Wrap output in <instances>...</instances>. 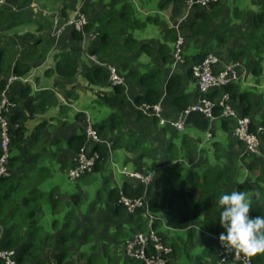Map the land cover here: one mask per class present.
Instances as JSON below:
<instances>
[{
	"label": "crops",
	"instance_id": "0c3cea01",
	"mask_svg": "<svg viewBox=\"0 0 264 264\" xmlns=\"http://www.w3.org/2000/svg\"><path fill=\"white\" fill-rule=\"evenodd\" d=\"M6 1L19 9L15 12L32 11L36 15L34 19L40 13L47 18H56L60 22L65 17L62 14L63 7L66 8L70 16H73L80 7L86 14L88 23L97 22L96 25L100 26L99 30L103 29V22L99 21L100 17L112 12V8L119 12L125 8V12L120 17H115L120 20L113 22L116 23L115 26L122 27V36L114 43L117 45L115 50H118L114 51L115 54L110 53L109 50L101 53L92 52V48L97 47L99 42L98 32H95L97 37L90 38L93 41L83 35L82 40L75 43L70 39V30L66 29L63 35L55 37L44 61L34 62L31 72L14 82L15 89L11 93L18 99L16 106H21L26 100L25 96L18 97L17 92L22 88H30L34 91L33 93H39L44 89H53L57 95L55 103L48 106L43 112L36 113L27 121L29 130L22 144L24 148L20 152L14 153L15 156H19L9 162L12 165L10 176L14 178V181H22L29 191L36 188L45 193V197L42 199L40 225L44 228V232L51 237H48L47 241L42 240L39 255L29 258V263L55 264L54 255L61 249H65V247H60L59 238H56L62 234L59 233V230L66 228V232L69 233H65L68 238L67 243H69L66 249L73 250L74 261L72 264H108V262L111 264H143L125 255V241L130 237L133 229L139 226V215L133 218V213L120 202L121 195H125L122 191H120L118 203L125 210L117 212L113 203L109 202L105 218L100 213L97 216L94 213L95 223L90 226L85 225V228L80 224L81 214L73 209H68V202L58 199L65 197L64 195L69 197L71 194L68 185L61 186L62 183H65L66 172L74 164L75 155L68 149L67 139L71 135H78L84 131V128L86 133L88 125L91 124L102 134L101 137L99 135L102 140L98 144L104 147L110 142V139L113 142L111 154L107 153L111 164H106V161L104 163L108 175L111 176V187L120 188L126 181L134 183L133 178L125 176L124 169L130 171L151 169L155 170V175L148 187L135 181L145 186L146 198L151 193L154 197L165 193L169 194L174 189L181 187L183 179H187L185 185L194 190L196 199L203 202L201 213L192 225L195 228L194 231L190 228L175 229L166 220L156 223L157 231L172 249L167 264H184L186 262L187 264H210L216 260L219 249L218 241L214 236L223 232L222 230L219 233H213V230L218 228V224H214L213 220L219 219L221 211V206L217 203L218 198L222 193H230L234 190L244 191L252 208L261 207L264 211V156L257 153H246L244 144L233 137L237 120L235 117L223 115V107L219 104L222 97L229 93L225 92L215 100L217 101L216 109H219L220 112L219 114L215 113L213 121L208 120L209 126L206 130H201L189 123V114L184 119L186 128L179 131L170 121L178 120L187 108L181 110L174 106L170 101L172 98L166 95L165 87L169 76L180 74L183 76L182 90L189 98L188 107L199 99L197 83L188 70L194 64V60H192L194 52L206 44L207 53H216L223 63L235 60L243 62L242 72L244 71L245 74L241 76L240 81L233 84L238 89V96L231 99L229 95V104L238 116L249 117L256 128L264 127V19L258 18V13L264 9V0H257L254 6L258 10L257 12L256 10L246 12L243 9L248 7L238 8L232 0L219 3L217 8L222 6V9L218 16L211 21L207 32L213 31L220 40L208 38V33L207 36L203 35L196 39L187 36L197 8L188 11L184 0H30L27 4L22 2V5L12 0ZM37 3L41 5L38 12L34 8ZM246 3L247 0H244L242 4ZM59 7H62V10ZM238 11L239 13L236 14L235 12ZM127 12L132 13L127 14ZM232 13L234 16L231 15ZM240 17H243L241 22ZM16 20L17 18L14 17L7 24H12ZM19 20H21L18 25L19 30L22 26L25 29H27L26 26L28 29H32L35 25L29 26L30 23L23 22L26 20L18 19L17 21ZM255 21L261 24L254 25ZM214 23L216 24L212 26ZM136 30H144L141 37L134 35ZM181 32H185L186 39L190 38L195 42L198 40V43L187 45L188 49L185 52L190 50L191 55L187 56L186 53V55H182L181 60L175 61V43L182 37ZM34 33L40 36V32L34 31ZM128 33H132L139 44L148 45L152 49L153 55L141 50L140 46L134 51L123 49ZM10 36L17 42L20 49H25L26 44L31 42L32 36L36 35ZM205 36L206 41L199 42V39H203ZM20 42L22 43L20 44ZM163 43H167L170 47V51L165 54L159 51L160 45ZM72 45L78 47L79 73L74 77L63 78L46 72L55 63V50ZM125 46L133 48L135 44L127 43ZM121 52L128 58L127 60L116 58L115 55H119ZM92 54L96 55L100 61L114 65L117 70L125 73L127 70L123 63L129 65V68L134 67L144 73L149 68L166 65L167 63L161 58L167 57L169 66L167 65L168 67L165 68V76L161 82L162 95L159 99L162 104V116L167 119V125H162L159 117L145 115L133 106L135 104L130 99L135 102V98L143 92L144 88L126 76L124 77L126 98L124 101H119L116 98L117 94L111 92L109 86L104 85L97 88V86L88 83L84 76L85 70L98 64L90 60ZM110 60H116L118 63L110 62ZM25 78H28L29 82H24ZM99 89L104 91V94ZM81 90H87L91 96L98 98V100H91L97 106V114H91L85 104L79 102L81 98L82 100L86 99L84 94L81 96ZM11 93L10 95L8 93L9 98ZM106 94L112 95L115 101L113 103L101 102L100 99ZM241 94L249 95L243 99L245 98L244 101L249 100L252 106L251 112L246 116L242 115ZM87 99L90 101L88 96ZM78 113H82V115H78ZM113 116L115 118L111 125L110 118ZM33 132L35 135L32 137ZM258 136L260 151L264 153V131L259 132ZM96 144L88 139L86 146L89 147V151H95L93 148ZM118 145H122V148L117 149ZM96 152L100 158L99 151L96 150ZM14 155L11 153V156L14 157ZM149 157L153 158L149 159ZM174 171L176 172L175 176L172 175ZM86 185L89 186L86 195L93 199L96 194V185ZM148 190L151 191L149 194ZM58 192L60 194L57 195ZM49 193H52V198L46 201V196ZM147 200L150 202V198ZM252 208L249 212L250 217H252ZM159 213L164 216L166 212L163 210ZM86 217L90 218L89 212ZM205 219L212 221V229L203 225ZM110 221L113 222L111 228H109ZM88 223L90 224V222ZM148 227L147 221L144 231ZM99 229L101 231L98 236L100 243H95L94 239L97 238L95 236L98 235ZM73 233L76 237L71 239ZM211 237L214 238V242L210 246L213 254L199 259H197L199 256L184 259V256L180 257L181 253L179 254L177 251L176 254H172V244L178 243L185 248L184 246L190 245L191 241L196 242L194 249L202 250L204 247V253L209 247L207 239ZM69 254L65 264H69L71 261ZM254 264H264V253L254 255Z\"/></svg>",
	"mask_w": 264,
	"mask_h": 264
},
{
	"label": "trees",
	"instance_id": "16d2710c",
	"mask_svg": "<svg viewBox=\"0 0 264 264\" xmlns=\"http://www.w3.org/2000/svg\"><path fill=\"white\" fill-rule=\"evenodd\" d=\"M13 2L22 5L27 4L30 2V0H12ZM20 3H19V2ZM225 0H220L219 2L212 4L211 7L207 10L197 8V12L194 13V20L192 24L190 25V31L188 36L191 38H199L200 36L206 35L209 30V26L211 21L218 16L219 12L222 9V6H219L217 8V5L221 2H224ZM62 14L65 16L61 22H64L71 16L66 11V8L63 7ZM217 8V9H216ZM118 10H114L112 8V12L109 14L102 16L99 18L100 22H103V29L100 30L99 35V42L97 44V47L92 48V52L94 53H101L106 52L107 50L110 51V53H114L115 48L117 45H114V43L121 38V28L115 26L116 23H113L114 21H117L118 19H115V17H120L124 12L125 8L121 9L120 12ZM68 13V14H67ZM132 12H127V14H131ZM22 14V16H20ZM20 16V17H19ZM36 15L32 11H26L23 13H18L11 8L4 6L0 7V100L1 95L6 86L9 84L10 78L15 77L10 82L9 85V95L12 91L15 89L14 82L16 80H19L25 75H28L31 70L33 69L34 62H42L47 57L52 42H54L55 37H51V41L47 39H36L38 36H32L33 41L30 43H27L25 46V49H20L17 46V42L12 39L10 36V33L6 32L4 29L5 25H8L7 23L11 22L12 19L17 18L18 19H24L27 22L30 23L29 26L32 24L37 25L36 32L39 33L40 29L44 26L42 25L44 22H46L47 29H51V22L52 18H47L46 16H43L42 14L38 13V16L36 19H34ZM259 16V17H258ZM258 18L263 20L264 19V9L260 10L258 13ZM62 17V16H61ZM120 20V19H119ZM256 20V19H255ZM21 20L17 21V25ZM97 22H89L86 30L89 31L94 30V28L99 29L100 26L97 27ZM99 23V22H98ZM258 21H255L254 25H257ZM261 24V23H260ZM18 28V27H17ZM16 28V29H17ZM26 31L28 32V36H31L32 33L30 32V29H28V26H26ZM66 29L70 30V39L71 41L78 43L82 40L83 34L79 31H77L74 26H70ZM213 33V31H211ZM37 35V34H36ZM128 36L125 39V42L123 44V49H127L128 51H134L135 48L141 47V50L149 53L150 55H153L152 49L148 47L146 44H139V42L134 39L132 33H128ZM126 36V35H125ZM127 43H133L135 46L132 48H127L125 45ZM54 44V43H53ZM206 45V44H205ZM203 45L200 50L197 52H194L192 55V60H194V63L201 60L203 57L207 55L206 46ZM128 46V45H127ZM169 45L167 43H163V45H160L159 51L163 54L170 51ZM78 47L76 46H67L62 48H57L55 50V63L52 67L48 68L46 72L56 75L63 78L68 77H74L76 76L79 71V59L77 56ZM116 58H124V60H127L128 58L121 52ZM166 65L163 67H153L149 68L146 72L141 73L139 69H136L134 67L129 68V65L124 64V67L126 68L127 72L126 74L123 71H119L121 74L129 78L131 81H135L140 86L144 88L143 92L141 94H138L135 98V102L137 104L141 103H148V104H156L161 95V82L162 79L165 76V68L169 66V60L167 57L161 58ZM168 65V66H167ZM193 65V64H192ZM192 65L190 66L188 73L192 74ZM171 69V68H170ZM85 80H87L88 83H90L93 86H104L108 85V79H109V69L107 65H99L94 64L90 68L85 70L84 73ZM193 77V76H192ZM236 83V82H235ZM232 83L228 86H225L223 88L216 89L209 93L207 96L212 100L215 101L217 98L222 96L223 93H229L231 99L237 98L238 89L236 86H233ZM166 95L170 96L172 98L171 103L176 106L177 108L184 110L189 105V98L186 96L183 89V76L180 74H172L168 77L166 82ZM34 91L30 88H22L20 91H18V97L23 98V96L26 97V100L23 101L21 106H16L12 110L9 111H3L2 115L7 118L8 126H9V135H10V157L9 161L11 162L12 159L16 158L19 155H14L16 152H20L24 148L23 141L24 138L27 136L28 127H27V121L32 118L36 113L43 112L48 106L55 103L57 100V95L53 91V89H44L39 93H33ZM111 92H114V94H117L116 98L119 101L126 100L125 98V87L124 86H115L111 89ZM248 97L249 95L241 94V101L243 102L242 105V115L246 116L251 112L252 106L251 102L249 100L244 101L243 97ZM123 98V100H121ZM11 102L18 103L17 98L15 96H10ZM115 101L114 97L112 95L106 94L105 97L103 96L101 98V102L106 103L110 102L113 103ZM216 102V101H215ZM217 107V106H216ZM137 113L138 111L135 110ZM220 110L216 109L215 113L219 114ZM78 115H82V113H78ZM115 116L110 118V124L113 125V120ZM188 122L194 124L196 127H198L201 130H206L209 126L208 118L204 117L200 113L197 112H191L188 116ZM263 127V126H261ZM37 128V127H36ZM35 128V129H36ZM259 127H255L254 124L251 121V130L256 132ZM1 129V126H0ZM98 130V129H97ZM99 132V130H98ZM100 133V132H99ZM34 132L32 137L34 136ZM87 135L84 131L79 133L78 135H71L67 139V147L69 150L73 152L75 155L78 153L81 148L85 147L87 145ZM1 142V138H0ZM14 147H17L16 149H13ZM95 151H99L100 158L98 159L95 170L98 171L101 170L102 165L104 161L107 158V152L105 147L100 144H96L93 148ZM11 153H13L14 157L11 156ZM2 154L0 150V155ZM9 163V167H11ZM192 173V172H191ZM88 175V174H85ZM187 182V179H183L181 181V187H178L177 189H174L171 193H165L163 195H159L154 197V195L151 193L148 194L147 198H150V210L155 213H159L160 211H165V217L164 219L167 221V223L175 228V229H189L195 230L194 227H192L195 220L198 219L199 213H201L202 209V201L195 198V193L193 189H189L185 183ZM0 249L1 250H13L15 252V258L17 261V264H30L29 258L38 256L39 255V248L40 243L42 240L47 241L48 237H51V235L44 232V228L40 225V219H41V207H42V199L45 197V193L42 191L35 189L26 188L22 181H14V178L9 177H2L0 178ZM28 184V183H27ZM190 184V183H188ZM120 191H122L126 196L130 198H136L140 197L144 194L145 186L133 182H123L122 186L119 188L117 186L111 187L108 191L106 201L113 203L115 206V211L120 212L124 211L125 208L118 203V200L120 199ZM103 191L99 190V195ZM52 193H49L46 196V201L51 200ZM101 196V195H100ZM165 196V197H164ZM97 202V201H96ZM146 208L138 209L135 213H133V218L137 215H139L138 223L139 226L135 227L133 231L130 234V237L135 235L139 231H144V229L147 227V221L148 218L146 216ZM252 217L258 216V215H264V211L261 207L259 208H252ZM132 215V214H131ZM131 217V218H132ZM214 224H218V228L213 230V233H219L224 229L219 224V219L215 218ZM203 225L207 228H211L212 221H208V219H205L203 221ZM155 228L156 224H155ZM208 229V230H209ZM42 234H45L44 237ZM220 234V233H219ZM59 238V239H58ZM56 239H58V244L60 245L61 249L54 255L55 264H65V260L67 258V255L69 254V249L67 250L65 243L68 242V238L65 234L59 235ZM209 243V247L207 251H205L202 255H200L197 259L200 257H205L207 255L213 254L210 246L214 242V238H208L207 239ZM165 242V241H164ZM186 247V246H184ZM173 248V255L176 254V251L180 254L183 247L180 246L178 243L172 244ZM219 259V255L217 256L216 260ZM86 261V260H84ZM215 261V260H214ZM0 264H6L2 259H0ZM108 264H111L108 262ZM228 264V263H227Z\"/></svg>",
	"mask_w": 264,
	"mask_h": 264
},
{
	"label": "built area",
	"instance_id": "2783aa9c",
	"mask_svg": "<svg viewBox=\"0 0 264 264\" xmlns=\"http://www.w3.org/2000/svg\"><path fill=\"white\" fill-rule=\"evenodd\" d=\"M188 11L194 8H201L207 10L212 4L219 2L220 0H184ZM7 6L13 11H18L16 7L10 5L6 0H0V7ZM88 25V19L83 11H77L73 16L68 18L60 26L59 30L53 32V37H59L62 30L74 26V28L83 33L84 37L95 38L97 33H87L86 27ZM182 44L183 38H179L175 43V61L182 59ZM100 65H107L109 69L108 85L110 89L117 85H125L124 77L120 74L117 68L108 63L102 62L94 54L91 55V59ZM242 61H231L223 63L219 56L214 52H209L198 62L192 65V76L195 79L198 91L199 99L191 104L181 117L176 121H170V123L176 127L179 131L184 129V119L191 112H200L209 121L215 119L214 109L217 106V101H212L207 95L212 91L228 86L232 83L241 80V76L245 74L242 72L243 68ZM15 79L11 77L9 84L6 86L1 95L0 100V178L8 177L10 175L8 163L10 157V135L7 118L2 115V112L12 110L16 104L11 102L7 91L9 89L10 82ZM29 82L28 78L23 80ZM135 105L136 109L143 112L145 115H151L160 118L162 125H167V119L162 116V104L159 101L156 104L141 103L137 104L134 100L130 99ZM223 107V115L235 117L237 125L233 131V137L242 142L245 146L246 153H257L264 156V153L260 151V139L258 136L259 132L264 131V127H259L256 132L251 130V119L249 117L238 116L229 104V95L225 94L220 103ZM87 139L93 143H98L100 139L98 133L92 125H88L86 129ZM89 147L85 146L75 154L74 166H72L67 173V177L70 181L75 182L81 176L86 173L94 171L96 160L99 158L97 152L89 151ZM123 173L129 178L144 184L148 187L153 178V171L147 169L146 171H130L124 169ZM120 202L130 211L131 213L136 212L138 209L146 208V216L148 218L149 227L146 231H139L135 235L126 239L124 244V251L127 257L142 262L143 264H167L168 257L172 252V249L164 242V239L160 237L159 231L154 227V224L159 221L164 222V216L160 213L149 211V201L145 197V193L136 198H130L126 195H121ZM218 241L219 259L212 261L210 264H254V255L248 256L243 253H238L232 249H224L221 247V243L218 236H214ZM0 259L6 264H17L15 258V252L13 250H1Z\"/></svg>",
	"mask_w": 264,
	"mask_h": 264
},
{
	"label": "rangeland",
	"instance_id": "374dc122",
	"mask_svg": "<svg viewBox=\"0 0 264 264\" xmlns=\"http://www.w3.org/2000/svg\"><path fill=\"white\" fill-rule=\"evenodd\" d=\"M233 1V3H235V4H237V6H238V8L239 7H242V8H247V9H243L244 11H246V12H248V10H251V12H253L254 10H256V7H254L255 6V4H256V2H257V0H247V3L246 4H242L243 2H244V0H232ZM41 5H39L38 3L34 6V8L37 10V12H38V10H39V7H40ZM61 10H62V7H59ZM234 8V7H233ZM241 9V8H240ZM236 10V9H235ZM77 11H83L82 9H80V7L74 12V14L77 12ZM258 10H256V12H257ZM236 14L237 13H239V11L238 12H235ZM232 16H234V13H232L231 14ZM239 20H240V22L241 21H243V17H240L239 18ZM17 20L16 21H14L12 24H8V25H5L4 26V29H5V31L6 32H8V33H10V35H23V36H26L27 34H28V32L26 31V29H25V27L24 26H22V27H20V30H19V28H17L18 27V25H17ZM248 22H249V20H248ZM247 22V23H248ZM63 24V22H60V21H58L56 18H53L52 19V22H51V29L50 28H48L47 29V27H46V22H44L42 25L44 26L43 28H41V31H40V36L39 35H36L35 33H34V31H36L35 29H34V27H37V25H33V27H32V29H30V32L32 33V35L34 34V35H36V36H39V37H37L36 39H47V40H49V41H51V35L53 34V32H55V31H57V30H59V28H60V26ZM99 24H101V23H99ZM216 23H214V24H212V26H214ZM98 27V26H97ZM17 28V29H16ZM66 31V29H64V30H62V32H61V35H63V33ZM143 31L144 30H136V31H134V35L135 36H138V37H141L142 36V33H143ZM227 31V30H226ZM50 32H51V34H50ZM95 32H100V30L99 29H97V28H94V30H91V31H89L88 29H87V33H94L95 34ZM219 33V32H218ZM101 35V34H100ZM100 35H99V38H100ZM207 35H209L208 36V38H210V39H218V40H220V38L219 37H217V36H215V34L214 33H212L211 31H209L208 32V34ZM206 35V36H207ZM181 36H182V38H183V44H182V54H183V56L184 55H186V53H187V56H189V55H191V51L189 50V51H187V52H185V50L186 49H188L186 46L187 45H195V43H198V40H196V42L193 40V39H186V36H185V32H181ZM188 36V35H187ZM206 36L205 37H203V39H199V42L200 41H203V40H205L206 41ZM95 37H97V35L95 34ZM189 37V36H188ZM35 39V40H36ZM34 40V38L31 40V41H33ZM34 40V41H35ZM88 40H90V41H93V40H91L90 38L88 39ZM99 41V40H98ZM22 42H20V44H21ZM93 43V42H92ZM186 47V48H185ZM246 48V47H245ZM110 62H115V63H118L116 60H110ZM111 65V64H110ZM114 66V65H113ZM119 71V70H118ZM125 73V72H124ZM121 74V73H120ZM126 74V73H125ZM123 77H125L123 74H121ZM125 80V79H124ZM117 86H119V85H117ZM121 86H124V85H121ZM100 87H102V86H97V88H100ZM99 90H101V89H99ZM102 91V90H101ZM8 93H9V89H8V91H7V95H8ZM102 93L104 94V91H102ZM85 95V97H86V99L85 100H82V98L80 99V101L79 102H81V103H84L85 104V107H86V109L91 113V114H93V115H95V114H97L96 112V109H97V106H96V104L93 102V101H91V100H98V98H94L93 96H91L89 93H88V91L87 90H81V96L82 95ZM9 96V95H8ZM87 96L90 98V101L87 99ZM100 96V95H99ZM100 99V98H99ZM101 100V99H100ZM216 108L217 107H215V109H214V113H215V110H216ZM91 124V123H90ZM92 125V124H91ZM94 128V127H93ZM186 128V126H184V129ZM95 130H96V132L98 133V135H100V137L102 136V134H101V132L99 133L98 132V130L96 129V128H94ZM183 129V130H184ZM183 130H181V131H183ZM112 145H113V142H112V139H110V142L109 143H107V144H105V149H106V152L108 153V154H111V149H112ZM123 145V144H122ZM122 145H118L117 146V149H121L122 147ZM245 147V146H244ZM94 152H96V151H94ZM98 153V152H97ZM98 155V154H97ZM99 156V155H98ZM150 158H153V157H149V159ZM107 160H109V161H107ZM107 163L106 164H111L110 163V157L108 156V158L105 160ZM105 161H104V163H105ZM10 162V161H9ZM96 163H97V160H96ZM96 163H95V165H96ZM104 163H103V165H102V168H101V170H98V171H93V172H91V173H86V174H88L87 176H81L77 181L75 180V182H73V181H70L69 179H68V177H67V173H68V171L66 172V174H65V176H66V178H64V180H65V183H62L61 184V186H67L68 188H69V192L71 193L70 195H69V197H67V195H64L65 197H59L58 199L59 200H61V201H64V202H68L69 203V205H68V209H73V210H75L76 212H79L80 214H81V221H80V224L85 228V225H87V226H90V225H92L93 223H95V219H93V218H95L94 217V213H95V215L97 216V214L98 213H100L102 216H103V218H105L104 217V215H105V211H106V207H107V204H110L108 201H105L106 200V197H107V194H108V191H109V189L111 188V185H112V181H110V179H111V176H109L108 175V172H107V170H106V168H105V166H104ZM75 164H73V166H74ZM8 167H9V163H8ZM10 167H9V171H10ZM95 170V169H94ZM151 170V169H150ZM153 171V177H154V175H155V170H152ZM175 174H176V172L174 171L173 173H172V175L173 176H175ZM10 175H11V171H10ZM9 175V176H10ZM85 175V174H84ZM8 176V177H9ZM2 178V177H1ZM152 180H153V178H152ZM110 181V182H109ZM77 184V185H76ZM86 184H89V185H96V189H95V191H96V194H95V196H94V198H96L95 200L97 201L96 203H95V200H94V198L93 199H91V198H89V197H87V195H86V193L88 192V190H87V188L89 187L88 185H86ZM0 189H1V184H0ZM102 190L103 192L99 195V191L98 190ZM58 194H60L59 192L57 193V195ZM50 196H52V195H50ZM102 199H104V200H102ZM112 205V204H111ZM75 212V213H76ZM88 212H89V217L90 218H87L86 217V215L88 216ZM86 214V215H85ZM91 214V215H90ZM73 215H74V213H73ZM101 215H100V217H101ZM42 217V216H41ZM88 222H90V224L88 223ZM110 227L109 228H111V226L113 225V222L112 221H110ZM66 228H62V229H60L59 231V233H62V234H69V233H67L66 232ZM100 233H101V231H100V229L98 230V235L97 236H95V237H97V238H95L94 239V241H95V243H100V239L98 238V236H100ZM62 234H60V235H62ZM65 234V235H66ZM44 235L45 234H42V236L44 237ZM195 235H196V233H195ZM76 236L74 235V233L71 235V239H74ZM160 237H162L161 235H160ZM42 243V242H41ZM41 243H40V245H41ZM194 243H196V242H194V241H191V243H190V245H188V246H186L185 248H183L182 249V251H181V256L180 257H183L184 256V259H187L188 257H190V258H195L196 256H200V255H202V253H203V249H204V247H202V250L201 249H194L195 247H194ZM69 243H65V245H68ZM98 249V248H97ZM69 258H70V263L69 264H72L73 263V250L72 249H70L69 250ZM192 253V256H190V254ZM196 253V254H195ZM125 255L127 256V254L125 253ZM111 257H114V255H111ZM177 258H178V256H177ZM179 259V258H178ZM177 259V260H178ZM179 261V260H178ZM193 261V260H192ZM177 263V262H176ZM180 263V262H179ZM184 264H187V262L186 263H184ZM228 264H231L230 262L228 263Z\"/></svg>",
	"mask_w": 264,
	"mask_h": 264
},
{
	"label": "clouds",
	"instance_id": "9594fccd",
	"mask_svg": "<svg viewBox=\"0 0 264 264\" xmlns=\"http://www.w3.org/2000/svg\"><path fill=\"white\" fill-rule=\"evenodd\" d=\"M221 206L219 234L221 247L248 256L264 253V215L250 217L252 208L244 191L222 193L217 201Z\"/></svg>",
	"mask_w": 264,
	"mask_h": 264
}]
</instances>
